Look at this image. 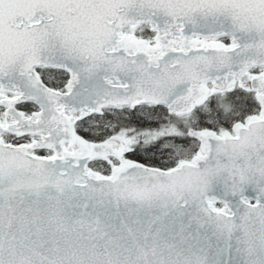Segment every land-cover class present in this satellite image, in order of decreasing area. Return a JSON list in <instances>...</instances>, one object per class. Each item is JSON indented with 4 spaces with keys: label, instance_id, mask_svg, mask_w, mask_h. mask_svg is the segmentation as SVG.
Returning <instances> with one entry per match:
<instances>
[{
    "label": "snow or ice",
    "instance_id": "obj_1",
    "mask_svg": "<svg viewBox=\"0 0 264 264\" xmlns=\"http://www.w3.org/2000/svg\"><path fill=\"white\" fill-rule=\"evenodd\" d=\"M0 264H264V0H0Z\"/></svg>",
    "mask_w": 264,
    "mask_h": 264
}]
</instances>
